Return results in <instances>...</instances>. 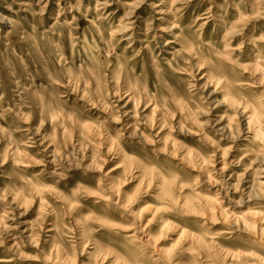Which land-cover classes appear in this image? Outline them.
<instances>
[{"label": "rangeland", "instance_id": "obj_1", "mask_svg": "<svg viewBox=\"0 0 264 264\" xmlns=\"http://www.w3.org/2000/svg\"><path fill=\"white\" fill-rule=\"evenodd\" d=\"M0 264H264V0H0Z\"/></svg>", "mask_w": 264, "mask_h": 264}]
</instances>
